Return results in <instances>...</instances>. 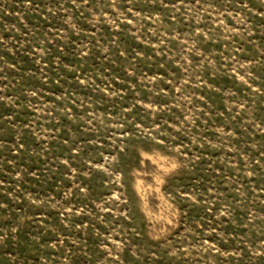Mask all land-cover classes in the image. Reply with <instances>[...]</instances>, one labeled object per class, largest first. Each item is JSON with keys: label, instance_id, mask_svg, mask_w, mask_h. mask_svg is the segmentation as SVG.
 Segmentation results:
<instances>
[{"label": "rangeland", "instance_id": "1", "mask_svg": "<svg viewBox=\"0 0 264 264\" xmlns=\"http://www.w3.org/2000/svg\"><path fill=\"white\" fill-rule=\"evenodd\" d=\"M0 264H264V0H0Z\"/></svg>", "mask_w": 264, "mask_h": 264}]
</instances>
